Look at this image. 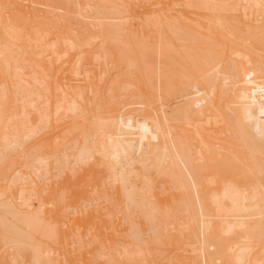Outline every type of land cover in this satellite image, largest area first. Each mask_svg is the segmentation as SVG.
Here are the masks:
<instances>
[{"label": "bare ground", "instance_id": "bare-ground-1", "mask_svg": "<svg viewBox=\"0 0 264 264\" xmlns=\"http://www.w3.org/2000/svg\"><path fill=\"white\" fill-rule=\"evenodd\" d=\"M0 264H264V0H0Z\"/></svg>", "mask_w": 264, "mask_h": 264}]
</instances>
